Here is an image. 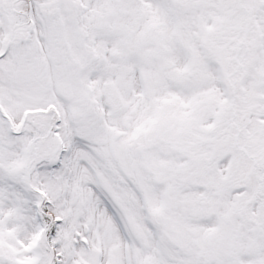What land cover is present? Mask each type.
I'll list each match as a JSON object with an SVG mask.
<instances>
[{"label":"snow or ice","instance_id":"obj_1","mask_svg":"<svg viewBox=\"0 0 264 264\" xmlns=\"http://www.w3.org/2000/svg\"><path fill=\"white\" fill-rule=\"evenodd\" d=\"M0 264H264V0H0Z\"/></svg>","mask_w":264,"mask_h":264}]
</instances>
